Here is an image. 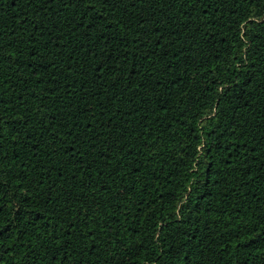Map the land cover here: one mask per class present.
<instances>
[{
	"label": "trees",
	"instance_id": "trees-1",
	"mask_svg": "<svg viewBox=\"0 0 264 264\" xmlns=\"http://www.w3.org/2000/svg\"><path fill=\"white\" fill-rule=\"evenodd\" d=\"M0 264H264V0H0Z\"/></svg>",
	"mask_w": 264,
	"mask_h": 264
}]
</instances>
